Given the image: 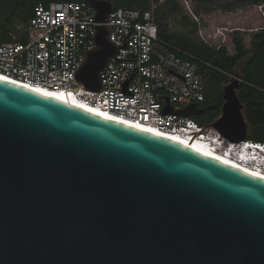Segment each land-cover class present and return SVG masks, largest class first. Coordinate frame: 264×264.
Instances as JSON below:
<instances>
[{"label":"water","instance_id":"95a60500","mask_svg":"<svg viewBox=\"0 0 264 264\" xmlns=\"http://www.w3.org/2000/svg\"><path fill=\"white\" fill-rule=\"evenodd\" d=\"M85 1L96 46L76 80L99 91L114 0ZM241 83L212 122L234 142ZM106 117L0 77V264H264V178Z\"/></svg>","mask_w":264,"mask_h":264},{"label":"built area","instance_id":"2783aa9c","mask_svg":"<svg viewBox=\"0 0 264 264\" xmlns=\"http://www.w3.org/2000/svg\"><path fill=\"white\" fill-rule=\"evenodd\" d=\"M191 16L199 21L195 13ZM97 24L96 9L85 0L37 4L24 24L26 40L11 33V40L0 41V75L74 93L92 107L189 141L204 140L222 156L264 175V142L230 141L212 123L203 125L181 113L202 108L204 76L191 54L179 55L158 39L152 10L113 7L106 24L118 52L101 74V90L78 86L77 72L96 46Z\"/></svg>","mask_w":264,"mask_h":264},{"label":"trees","instance_id":"16d2710c","mask_svg":"<svg viewBox=\"0 0 264 264\" xmlns=\"http://www.w3.org/2000/svg\"><path fill=\"white\" fill-rule=\"evenodd\" d=\"M54 1L80 0H0V41L12 39V27L21 21L29 22L37 4L49 5ZM264 3V0H114L115 7H136L152 10L158 26V39L175 49L179 55L191 54L199 71L204 76L205 109L202 114L193 115L200 124L212 123L221 113L224 103L223 89L232 76L240 75L242 83L239 96L245 105L244 113L249 123L248 138L264 142V27L251 32L250 45L244 35L247 30H231L228 37L233 46L229 51L225 44L212 46L197 36L201 15H211L215 10L225 12L231 22L248 23L251 18L234 15ZM227 17V16H225ZM262 21V19H261ZM261 23L260 21H258ZM257 22V23H258ZM252 24V23H251ZM19 39L25 41L24 35Z\"/></svg>","mask_w":264,"mask_h":264},{"label":"rangeland","instance_id":"374dc122","mask_svg":"<svg viewBox=\"0 0 264 264\" xmlns=\"http://www.w3.org/2000/svg\"><path fill=\"white\" fill-rule=\"evenodd\" d=\"M183 1V0H182ZM191 14V11L189 12ZM247 16L251 21L248 23L239 24L238 22H231L230 16L220 10H215L211 15H201L202 20H199V30L197 36L205 42L211 44H225L229 51L233 50V46L228 37L231 30L244 29L247 30V34L244 35L247 46L250 45L251 32H259L264 27V3L251 8H247L243 11H238L234 15ZM227 16V17H225ZM262 19V21H261ZM260 21L261 23H259ZM258 22V23H257ZM252 23V24H251ZM13 33L16 38L25 34V25L23 22L18 21L14 27H12ZM216 34V35H215ZM218 34V35H217Z\"/></svg>","mask_w":264,"mask_h":264},{"label":"bare ground","instance_id":"6f19581e","mask_svg":"<svg viewBox=\"0 0 264 264\" xmlns=\"http://www.w3.org/2000/svg\"><path fill=\"white\" fill-rule=\"evenodd\" d=\"M0 77L4 78V79H7V80H10L12 82H16V83L21 84L23 86L27 85L29 88H32V89H41V90H43V92L53 93L54 95H51V96H54V97L59 98L61 100H66V101H68V102H70L72 104L78 105V106L86 108V109H91L94 112L100 113V114L108 116V117H115L116 120H119L121 122L130 124V125L135 126V127L138 126V128H141L143 130L148 131V129H151V131H149V132H152V133H155V134H159L161 136H165V137L171 138V139L176 140L178 142H181L182 144H185V145H189L192 148H194L196 150H199L200 152H203V153L208 154L210 156H213V157H215L217 159H220V160H222L224 162H227V163H229V164H231L233 166H236L238 168L246 170L247 172L256 173V172L244 167L243 165H240V164L236 163L234 160L229 159V158H227L225 156H222L218 152V150H215V148L213 146H211L208 142H206L204 140H195V138H192V140L189 141V139L187 137H185V136H183L181 134H173V133L163 132V131L157 130L155 128L145 126V125H143L141 123L134 122L132 120L126 119V118H124L122 116H118V115H116L114 113L102 111V110H100L98 108L92 107L89 104L85 103L84 100H82L81 98L76 96V94H74V93H65V92L60 91V90H51V89H48V88H45V87H41V86L28 85V84L15 81L13 79H10V78H7V77L1 76V75H0ZM256 174H257L256 176H260V177L264 178L263 174H261V173H256Z\"/></svg>","mask_w":264,"mask_h":264},{"label":"snow or ice","instance_id":"6c2138e0","mask_svg":"<svg viewBox=\"0 0 264 264\" xmlns=\"http://www.w3.org/2000/svg\"><path fill=\"white\" fill-rule=\"evenodd\" d=\"M14 83V82H13ZM24 87H28L27 85H24ZM33 91H37V92H41L42 94L46 95V96H51L54 95L53 93H47V92H43V90L41 89H32ZM90 111H92L91 109H89ZM108 119H116L115 117H106ZM138 127V126H137ZM148 131H151V129H148ZM226 163V162H225ZM250 175L256 176V173H251Z\"/></svg>","mask_w":264,"mask_h":264},{"label":"crops","instance_id":"0c3cea01","mask_svg":"<svg viewBox=\"0 0 264 264\" xmlns=\"http://www.w3.org/2000/svg\"><path fill=\"white\" fill-rule=\"evenodd\" d=\"M216 35V34H215ZM218 35V34H217ZM208 43V42H207ZM211 44V43H209ZM212 46L219 47L221 44H211ZM202 109V108H201Z\"/></svg>","mask_w":264,"mask_h":264},{"label":"flooded vegetation","instance_id":"af4514ba","mask_svg":"<svg viewBox=\"0 0 264 264\" xmlns=\"http://www.w3.org/2000/svg\"><path fill=\"white\" fill-rule=\"evenodd\" d=\"M205 110V109H204Z\"/></svg>","mask_w":264,"mask_h":264}]
</instances>
